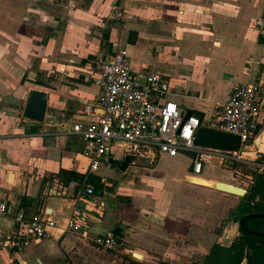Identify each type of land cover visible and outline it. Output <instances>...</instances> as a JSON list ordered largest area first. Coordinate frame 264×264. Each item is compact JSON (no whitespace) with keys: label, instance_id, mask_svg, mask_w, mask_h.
Wrapping results in <instances>:
<instances>
[{"label":"crops","instance_id":"0c3cea01","mask_svg":"<svg viewBox=\"0 0 264 264\" xmlns=\"http://www.w3.org/2000/svg\"><path fill=\"white\" fill-rule=\"evenodd\" d=\"M255 20L264 21V0H0V264H182L219 243L242 196L191 178L235 185L230 162L213 157L195 174L190 153L161 154L129 159L120 171L110 163L125 156L116 144L90 173L71 129L92 121L82 110L99 94L94 79L112 42L134 70L165 76L179 108L207 121L233 86L258 79L264 86V39ZM30 89L47 95L41 123L22 117ZM259 120L264 128V114ZM64 171L76 178L63 184L55 175ZM89 174L101 189L78 199L85 187L79 179ZM75 205L86 214L80 236L60 229ZM20 211L54 220L53 236L8 246ZM121 227V250L93 244Z\"/></svg>","mask_w":264,"mask_h":264},{"label":"built area","instance_id":"2783aa9c","mask_svg":"<svg viewBox=\"0 0 264 264\" xmlns=\"http://www.w3.org/2000/svg\"><path fill=\"white\" fill-rule=\"evenodd\" d=\"M251 25L264 39V21L255 20ZM111 49L109 59L97 67L94 83L99 87V94L92 105L82 110L92 121L75 123L71 129L82 140L81 154L88 161V172H95L101 163L107 162L113 146L120 144L123 155L148 161L161 154L174 157L178 153H190L192 171L199 174L202 163L213 157L224 163L241 161L243 152L255 147L256 136H263L258 128L264 94L261 80L233 86L223 106L202 124L192 115L185 119L186 112L169 99V82L165 76L151 70H134L127 51L118 42H112ZM200 125L238 136L240 150L232 152L196 145L194 138ZM83 185L78 199L94 194L91 184L83 181ZM5 213L6 202L1 201L0 215ZM14 222L15 228L6 236V244L16 248L49 238L57 228L52 219L40 215L26 219L22 211L14 217ZM85 222L84 209L75 205L60 229L80 236ZM235 223L225 224L222 235ZM125 231L121 227L119 232L95 236L92 242L100 249L117 252L123 247Z\"/></svg>","mask_w":264,"mask_h":264},{"label":"trees","instance_id":"16d2710c","mask_svg":"<svg viewBox=\"0 0 264 264\" xmlns=\"http://www.w3.org/2000/svg\"><path fill=\"white\" fill-rule=\"evenodd\" d=\"M191 115L197 117L202 124L206 122L199 113L191 112ZM260 126L261 124L258 128ZM230 163L234 166L237 162L231 161ZM55 177L58 180L61 179L63 184H68L71 179L76 178V175L73 172L64 171L56 174ZM81 180L91 184L94 189H101V184L98 181L93 182L90 174L82 175L79 181ZM231 217L234 222L244 220L240 235L236 239L227 246L220 242L216 243L199 261L182 264H239L247 248H250V253L246 264H264V236L261 235L264 234V171L254 173L247 192L231 211ZM157 264L168 263L159 262Z\"/></svg>","mask_w":264,"mask_h":264},{"label":"water","instance_id":"95a60500","mask_svg":"<svg viewBox=\"0 0 264 264\" xmlns=\"http://www.w3.org/2000/svg\"><path fill=\"white\" fill-rule=\"evenodd\" d=\"M47 107V95L44 91L30 89L27 92L24 106L22 110V117L31 120L37 123L43 122ZM260 111L264 114V94L260 102ZM191 115L190 111H187L185 114V119ZM261 133L264 135V128H261ZM261 138L260 135H257L254 139L253 144L255 147L258 146L257 142ZM194 143L201 147L217 149V150H227L232 152H237L241 148V142L238 136L232 135L226 132H222L213 128H210L206 125H200L195 133ZM132 156L125 155L121 160H110V163L113 164L115 168L120 171H124L129 159H132ZM196 179V178H191ZM206 186H211L208 184H202ZM216 189L234 194L236 196H243L247 188L239 187L234 184L225 183L216 181L213 185ZM244 220H241L238 223L233 224L221 237L220 243L224 246L230 244L234 239L240 235V228L243 226ZM264 236V234H261ZM250 253V248H247L244 252L243 258L239 264H246L248 261V256ZM132 256L136 259L140 258V255L133 253Z\"/></svg>","mask_w":264,"mask_h":264},{"label":"rangeland","instance_id":"374dc122","mask_svg":"<svg viewBox=\"0 0 264 264\" xmlns=\"http://www.w3.org/2000/svg\"><path fill=\"white\" fill-rule=\"evenodd\" d=\"M264 144V141H263ZM250 153L248 155H242L241 161L236 163L234 166L231 163H228L227 169H235V185L239 187L246 188L249 184V181L252 182V178L255 172H263L264 167L260 168V166L264 165V152L259 151L258 148L254 147L253 149H248L243 152ZM251 160V161H250ZM253 160V161H252ZM248 162H252V164H249ZM211 168L215 169L216 171L219 169V167L214 164L213 162L210 163Z\"/></svg>","mask_w":264,"mask_h":264},{"label":"bare ground","instance_id":"6f19581e","mask_svg":"<svg viewBox=\"0 0 264 264\" xmlns=\"http://www.w3.org/2000/svg\"><path fill=\"white\" fill-rule=\"evenodd\" d=\"M263 141H264V135L261 138H259V140L257 142L259 151H261L260 149H263V146H264ZM248 154H250V153H245L244 155H248ZM191 181H194V182L199 183V184H208V185H211V187L214 185V183L205 181L203 179H192Z\"/></svg>","mask_w":264,"mask_h":264},{"label":"flooded vegetation","instance_id":"af4514ba","mask_svg":"<svg viewBox=\"0 0 264 264\" xmlns=\"http://www.w3.org/2000/svg\"><path fill=\"white\" fill-rule=\"evenodd\" d=\"M238 223V222H237Z\"/></svg>","mask_w":264,"mask_h":264}]
</instances>
